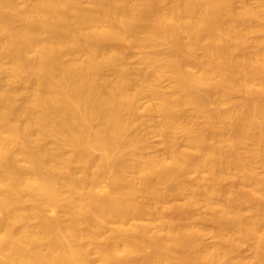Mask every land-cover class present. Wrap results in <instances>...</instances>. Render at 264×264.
Segmentation results:
<instances>
[{"label":"bare ground","instance_id":"1","mask_svg":"<svg viewBox=\"0 0 264 264\" xmlns=\"http://www.w3.org/2000/svg\"><path fill=\"white\" fill-rule=\"evenodd\" d=\"M89 1L99 10H82L77 0H28L32 12L27 14L11 7L12 0H0V61L8 58L10 75L27 84L23 91V84L19 90L0 81V167L3 169L0 173V264H91L90 252L98 255L97 264H192L191 260L195 264L200 259H207L204 262L211 264H264V197H261L264 176L260 178L250 168V157H255L253 151L258 152L254 161L260 160L258 163L264 165V100L254 101L255 97H249L248 101L254 102L245 100L244 106L231 97L234 88L251 96L253 91L260 95L264 92L262 77L251 73L256 65L250 67L251 58L256 59L257 69L264 72V52L258 55L264 45L258 47V52L254 49L257 55L254 58L250 52L251 57L243 56L241 48L238 50L242 56L234 55L235 59L229 56L249 36L257 39L264 26L255 27L249 21L244 30L235 29V23L230 22L237 15L232 8L233 0H168L169 6L164 11L146 0ZM3 6L10 9L3 11ZM237 16H243L242 21L246 23V19L264 18V0H258L255 6L242 7ZM103 19L108 20L105 26L99 24ZM16 21L21 22L17 28L13 26ZM73 24L79 30L75 31ZM181 30L187 32L185 39L179 38ZM111 38L159 49L142 56L140 62L146 69L129 79L118 67L121 56L106 53L97 43ZM259 39L264 42L261 36ZM260 42L254 43L260 45ZM61 47L72 53L80 52L82 57L65 62L60 56ZM195 55H198L197 60L194 58L196 62L208 65L201 67L199 61L193 62L191 58ZM104 64L115 67L114 78L102 75ZM162 68L173 78V97L152 81ZM144 85L151 95L145 109L161 113L157 120L155 116H151L152 120H136L141 107L140 87ZM197 87L214 89L218 93V106L226 107L212 112L193 107L202 106L208 100L207 95L205 98L198 94ZM178 105L183 109L192 106L191 115ZM203 113L205 120L192 128L195 122H190L192 118L187 121L188 116L198 118ZM149 121L154 122L156 133L165 143L159 156L144 155L150 146L145 139ZM203 126L212 129L207 132ZM215 127L223 130L212 132L217 130ZM49 136L53 139H47ZM179 136L182 143L178 141ZM208 137L210 140L217 137L229 151L223 147L222 153V145L217 140L218 149L209 139L211 147L207 146L204 141ZM250 140L251 147L257 146L258 150L252 147L249 155L252 152L253 156L244 157L237 147L246 143L249 149ZM10 143L17 144L16 152L8 149ZM242 147L238 148L244 151ZM94 150L102 153L95 157ZM195 156L199 157V163ZM20 158L27 162V168L18 164ZM71 166V170H66ZM226 170L236 174H227ZM106 172L111 179L103 193L97 192L94 189L97 180ZM191 174H196L194 183L199 180L196 182L199 184L201 180L204 184L201 182V187L191 181L192 187L186 184L189 182L186 177ZM226 175H232L231 181L239 177L237 183L243 184L242 190L249 188L247 192L233 190L234 182L229 185ZM183 177L188 180L184 181ZM222 179H228L225 180L228 186L225 184L227 188L219 191L216 184L220 186ZM184 184L190 186V194L184 202L185 208L182 207L183 213L188 214L187 208L190 210L197 197L204 194L206 198L217 199L219 204H216L218 208L214 207L212 220L228 230L229 236L240 233L244 242L255 234L256 251L250 262L241 257L237 260V254V258L233 257L241 241L237 247L235 244L228 247V243H234L231 241L234 237L227 238L224 229L218 227L220 235L225 232L222 237L226 239L217 236L224 242L222 245L215 243L218 246L212 244V248L210 243L203 247L199 235L204 229L195 228L192 232L188 230L189 233L185 222L173 221L167 215L168 209L170 212L176 209L156 204L179 194ZM143 192L152 195L153 204L139 201ZM256 193L261 195L257 197ZM253 198L261 200V203L258 201L261 206ZM240 199L242 203L254 201L255 208L256 203L259 205L252 216L230 215L229 206ZM25 201L29 204L25 205ZM43 206L52 210L67 207L71 226H61L58 218H44ZM145 214L154 218L151 225L148 223L151 220L136 221ZM31 218L40 219L36 230L14 228V223ZM112 221L118 226L111 231L112 235L102 236ZM186 254L190 258H186L187 263ZM181 255L186 256L182 259Z\"/></svg>","mask_w":264,"mask_h":264},{"label":"rangeland","instance_id":"2","mask_svg":"<svg viewBox=\"0 0 264 264\" xmlns=\"http://www.w3.org/2000/svg\"><path fill=\"white\" fill-rule=\"evenodd\" d=\"M131 1H133V2H136V1H138V0H131ZM147 1V3L148 2H150V4H152L153 6H155L156 7V9H158L159 11H164V10H166L167 9V7L169 6V4H168V0H146ZM77 3H78V6L82 9V10H92V11H98L99 10V7L98 6H96L95 4H93L91 1H89V0H77ZM257 3H258V0H233V2H232V8H233V10H234V12H235V14H237L238 15V12L240 11V9L242 8V7H244V6H255V5H257ZM168 5V6H167ZM11 7H14V8H16V9H18V10H20V11H22V12H24V13H27V14H30L31 12H32V6H31V4L28 2V0H12V4H11ZM235 8V9H234ZM3 11H6V10H9L10 9V7H8V6H3L2 8H1ZM239 10V11H238ZM234 14V15H235ZM236 15V16H237ZM235 16V17H236ZM234 16H233V18L235 19H233L232 17V20L230 21V22H233V23H235V25H233L234 26V28L235 29H237V30H244L243 28H245V26H246V28H247V24L249 23V21L250 22H252V24H253V26H255V25H260V26H264V18H261V19H256V20H253V19H246V21H247V23L246 22H243L242 20V18H243V16L240 18V16H237L236 18H235ZM235 21V22H234ZM245 21V20H244ZM241 22H243V23H241ZM107 23H108V20L107 19H103V20H101L100 22H99V24L101 25V26H105V25H107ZM251 24V23H250ZM21 25V22L20 21H16L15 23H14V27L15 28H17V27H19ZM244 26V27H243ZM249 26V25H248ZM252 26V27H253ZM73 28H74V30L75 31H77V30H79V28L76 26V24H73V26H72ZM240 27H242V28H240ZM256 27V26H255ZM261 28V27H260ZM53 30L54 31H58L56 28H53ZM261 30H262V28H261ZM182 31H184V32H182ZM185 30H181V33L179 32V38H180V36H182V38L183 39H185L184 37L186 36V34H187V32H186V34H185ZM139 36H141L142 34L141 33H139L138 34ZM167 36V35H166ZM260 36H261V38L262 39H264V30H262V31H260L259 32V36L257 37V39H253V35H251V36H249L248 37V39H247V41L249 40V43H247L246 44V40L244 41V42H242L241 44H239V45H241L239 48H237V49H235V51L234 50H231V53L229 52V56L232 58V59H235V56L236 57H238V55H239V57H240V54L241 53H244V55L243 54H241V56L243 55V56H246V55H249L250 53H252V57L254 58V56H256L257 57V55H256V53H254L255 52V50H256V52H258V50H259V46H261L262 47V45H264V42H262V44H261V42H260V39L258 40V38H260ZM1 38L4 40V37L3 36H1ZM181 38V39H182ZM251 39H252V42H253V40H254V42L256 43H259L260 42V45L259 44H256L255 45V43L253 42H251ZM261 39V40H262ZM257 40V41H256ZM251 42V43H250ZM98 43V45L103 49V50H105L106 51V53H108V54H110V53H116V54H118L119 56H121V60H120V62L118 63V67H120L121 69H123V71H124V73L126 74V76L129 78V79H133V78H135V76H136V73L138 72V71H141V70H145L146 68H145V64H143V63H141L140 62V58L142 57V56H144V55H150L151 53L153 54L155 51H157L158 49H159V47H144V46H141V45H137L134 41H132V40H128V39H117V38H111V39H104V40H100V41H98L97 42ZM260 47V49H262V48H264V47H262L261 48ZM241 48V53H240V50H238V49H240ZM255 49V50H254ZM198 50V49H197ZM198 52H201L202 53V50H198ZM198 52H197V54H198ZM248 52H250L249 54H248ZM262 52H264V50H259V52H258V55L259 54H261ZM201 53H199L198 55H200ZM247 53V54H246ZM196 54V53H195ZM198 55L196 56H194V57H192L191 58V60L193 61L194 60V58H196L195 60H197L198 59ZM235 55V56H234ZM249 55V56H250ZM254 55V56H253ZM60 56H61V59L63 60V61H65V62H68V61H73V60H79L81 57H82V54L79 52V53H72V52H70L68 49H66L65 47H61V49H60ZM234 56V57H233ZM250 56V57H251ZM255 57V58H256ZM190 60V61H191ZM193 61V62H196V61ZM251 60H253L252 61V63H251V69H252V66L254 67L255 65V67L253 68L254 70L256 69L257 71H259V69H257L258 67H257V63L256 62H254V60H256V59H252L251 58ZM199 61V60H198ZM197 61V62H198ZM196 62V63H197ZM200 62V61H199ZM198 62V63H199ZM201 64H198V65H200L201 67H203L204 65H206V64H203V66H202V62H200ZM9 65H10V63H9V60H8V58H3L1 61H0V81H1V83H3V85L4 86H6V85H15V87L17 88V89H19V90H21V88H22V86L23 85H25V86H23V91H24V88L26 87V85L27 84H24V83H20L19 82V80L17 79V78H15V77H13L12 75H10V69H9ZM197 65V64H196ZM197 65V66H198ZM208 65V64H207ZM206 65V66H207ZM195 66V65H194ZM189 67V66H188ZM188 67H186V69L188 70ZM192 67H193V63H192ZM196 67V66H195ZM194 67V68H195ZM205 67V66H204ZM207 68L208 67H206V69L205 70H207ZM192 69V68H191ZM200 69H202V68H200ZM197 70H199V68L197 69ZM254 70H251V73H252V75H256V77L258 78V76H260V77H262L261 79L262 80H264V74H262V73H264V72H258L257 73V71L255 72ZM193 71V70H192ZM101 72H102V75L104 76V77H106V78H114V76H115V74H116V70H115V67H112V66H110V65H108V64H104V65H102V67H101ZM253 72H254V74H253ZM262 74V75H261ZM254 75V76H255ZM170 74H169V72H168V70L166 69V68H162V70L158 73V74H156V76L155 77H153L154 79H152V81L157 85V87L160 89V90H162L164 93H166V94H168V95H171L172 94V92H173V78L170 76ZM23 84V85H22ZM207 84V83H206ZM205 84V85H206ZM17 85H18V87H17ZM21 85V86H20ZM205 85H203V86H205ZM199 86H201V84L199 85ZM198 86V87H199ZM207 86V85H206ZM197 87V88H198ZM206 87H204V89H202L201 87L200 88H198V89H196V90H199V93L198 94H203V96L206 98V95H207V97H208V100H206L205 101V104L204 105H202V106H193V107H198V109L199 108H201L202 110H209V109H211V112L212 111H216V109H219V108H221V110H223L222 108H224V107H226L225 105H224V107H222L221 105H219L218 106V101H217V98H218V93L214 90V89H210L209 90V88H208V90L207 89H205ZM201 89V90H200ZM237 89V90H236ZM205 90H206V93H205ZM140 91H141V94H140V97L138 98V103L140 104V108H139V111H138V115H139V117H138V115H136V120H146L147 118H149V120H152V117L151 116H155L154 118L157 120L158 118H160L161 117V113H159L158 111H147L145 108L149 105V103H150V100H151V95H150V91H149V89L146 87V85H144V86H141L140 87ZM208 91V92H207ZM215 91V92H214ZM198 92V91H197ZM203 92V93H202ZM238 92V93H237ZM254 92V93H253ZM252 93L254 94H252L253 96H251L249 93H244V92H241L240 93V89H239V91H238V88H234V90L232 91V95H231V97H232V100L234 99L235 100V102L236 101H238V103H239V101L240 102H242V104H244V106L250 101V102H254V101H258V100H264V98H262V97H264V95H262V93H264V92H262L261 93V95H260V93H256L255 94V92L256 91H253ZM205 93V94H204ZM208 93V94H207ZM210 93V94H209ZM214 93H216V95L214 94ZM244 93V94H243ZM214 94V95H213ZM172 95H174V94H172ZM171 95V97H173ZM249 95V96H248ZM260 95V96H259ZM175 96V95H174ZM248 98H247V97ZM262 96V97H261ZM203 97V98H204ZM243 97H244V99H243ZM249 97H251L252 99H254V97H255V100L253 101H251V100H249L248 101V99H249ZM260 97V98H259ZM204 98V99H205ZM246 98V99H245ZM257 98V99H256ZM211 99L213 100V103H212V101H211ZM216 99V100H215ZM245 100H246V102H245ZM217 101V102H216ZM211 102V103H210ZM214 102H216V103H214ZM206 103H207V105H206ZM208 104H209V107H208ZM216 105H217V107H216ZM179 106V109H183V106L181 105V107H180V105H178ZM185 106V105H184ZM188 106V105H187ZM185 106L184 107V109H186L188 112L186 113V111L183 109V111L187 114V115H189L190 113H189V111H190V108L192 107V106ZM221 106V107H220ZM193 107H192V109H193ZM211 107V108H210ZM179 109L177 108V110L179 111ZM207 110V111H208ZM210 111V110H209ZM218 111V110H217ZM220 111V110H219ZM190 112H192V111H190ZM205 113H206V111H205ZM185 114V115H186ZM207 114H208V112H207ZM191 115V114H190ZM206 114H204L203 113V117H201V116H199L198 118L195 116V118H194V116L193 117H191V116H188L189 117V119L187 118V121L188 120H190L191 118H192V120H190V122L192 121L193 123L195 122V124H196V126H195V124H192V128H197V127H199L198 126V122H200L201 124H202V121H204L205 120V116ZM258 118V117H257ZM148 120V119H147ZM194 120V121H193ZM258 120V119H257ZM138 121V122H139ZM153 121H155L154 119H153ZM152 121V124L150 123V121L148 122V128L150 129V131H152L153 129V132L156 134H154L153 132H150L149 131V129H147L146 130V135H145V139H146V141H147V145L149 146V144H150V146L149 147H146V149L144 150V155H147V156H150V155H152V156H154V155H156V156H159L160 155V153L163 151L162 150V148L164 149L165 148V143H164V141L162 140V137L161 136H159V134L158 133H156V130H155V126L153 125V122ZM21 122V121H20ZM137 122V121H136ZM189 122V123H190ZM191 122V123H192ZM191 123H190V125H191ZM201 124H199L200 126H201ZM150 126H151V128H152V130H151V128H150ZM209 126V125H208ZM208 126H206V130H208L207 132H209L212 128H209ZM211 127V126H210ZM262 127H264V126H262ZM146 128H147V126H146ZM208 128V129H207ZM216 129H217V127H215ZM210 129V130H209ZM221 130H223V129H221V128H218L217 130H213L212 132H221ZM155 135V136H154ZM147 136V137H146ZM210 137V136H209ZM207 138L204 142L206 143V145L207 146H209V147H211V142H214V145H215V149H218L219 147V143L218 144H215V141L216 142H220V144L223 142V141H221V140H219L218 141V139H217V137H216V139H214V138H211V140H210V138ZM211 137H213L212 135H211ZM179 138V143H182L181 142V140H182V138H181V140H180V136L178 137ZM47 139H49V140H52L53 139V137H51V136H49V137H47ZM158 139V140H157ZM208 139L210 140V143L211 144H209L208 143ZM213 139V140H212ZM48 140V141H49ZM162 140V141H161ZM160 141H161V143H160ZM247 140H245V142H246ZM249 141V140H248ZM149 143V144H148ZM224 143V142H223ZM247 143V142H246ZM245 143V144H246ZM251 143L253 144V141L251 142V140H250V142L248 143V146H249V149L247 148V147H245V146H247V145H243V144H241V145H239V146H241L242 147V145H243V147H245V150L243 151V149L242 150H240L238 147H237V151L239 150V151H241V152H243V153H241V155L243 154L244 155V157H250L251 155H252V152H251V155H249V152L251 151L250 149L253 147L254 148V150H258V148H257V146H252L251 147ZM51 144V143H50ZM49 144V145H50ZM254 144H256V143H254ZM205 145V144H204ZM213 145V144H212ZM218 145V146H217ZM222 145V144H221ZM221 145H220V147H221ZM224 145H225V143H224ZM224 145H222V147L220 148L221 150L220 151H222V148L224 147ZM218 148H217V147ZM7 147H8V149H10L11 151H13V152H16L17 151V148H18V146H17V144H14V143H10V144H8L7 145ZM242 147V148H243ZM255 147H256V149H255ZM213 148H214V146H213ZM226 148H228V147H224L223 148V150H226V151H229V149L227 150ZM162 150V151H161ZM159 151H161V152H159ZM252 151H253V149H252ZM225 151H222V153H224ZM231 152V151H230ZM102 153V151L101 150H94V156L96 157V156H98L99 154H101ZM228 153V152H227ZM226 153V155H229V153L227 154ZM240 153V152H239ZM258 153V152H257ZM257 153H255L254 151H253V155L255 156L254 158L253 157H250V168H251V170L253 171V173L254 172H257V173H255V174H257V175H259V177L260 178H262V176H264V165H261L260 163H258L260 160L259 159H257V161L258 162H256V160L254 161V159L255 158H257L256 156V154ZM159 154V155H158ZM198 154V153H197ZM242 155V156H243ZM252 155V156H253ZM196 157H198V156H195V159L197 160L196 162H198V160H200L199 159V157L198 158H196ZM251 159H253V161L254 162H256V163H258V164H255ZM252 161V162H251ZM195 162V161H194ZM199 163V162H198ZM18 164L22 167V168H27V162L25 161V160H23V159H19V161H18ZM224 165V164H223ZM73 168V166H71V167H69V168H66V170H71ZM225 169H227V168H225ZM228 170V169H227ZM226 170V172H227V174H228V172H229V174L231 173V172H233L232 174H233V176L236 174V172L235 171H227ZM3 171V169L0 167V173ZM251 171V172H252ZM202 173H204V172H202ZM235 173V174H234ZM205 174V173H204ZM193 175V176H192ZM194 175H196V174H191L190 176L189 175H187V177L186 176H184V177H186V178H188V179H186L185 180V178L183 177V180L184 181H191V182H193V181H195L196 179L194 178L195 176ZM26 176V175H25ZM189 176V177H188ZM236 176H238V175H236ZM235 176V177H236ZM226 177L229 179L230 177H232V175L231 176H229V175H226ZM239 177H236L235 178V181H234V179H232V181L230 180V181H228V183H229V185L232 183V182H234V186H233V190H235L236 189V191H238V188L239 189H241L240 191H238V192H247V189H249V188H246V191L245 190H242L243 188L245 189V187H243V184H242V186H241V184H238L239 183V179H238ZM110 179H111V177H110V173L108 172H106V173H104L103 175H101L99 178H98V180H97V184H96V186H95V190L97 191V192H100V193H103L104 191H105V189H106V186H107V184L109 183V181H110ZM195 179V180H194ZM227 179V180H228ZM238 179V180H237ZM181 180H182V178H181ZM180 180V181H181ZM183 180H182V183L181 184H183ZM193 180V181H192ZM226 180V179H225ZM225 180L224 179H222L220 182H222V184L219 186L218 184H216L217 186H218V188L220 189L219 191H221L222 189H226V188H224V185L225 184H227V186H228V183H226L227 182V180H226V182H225ZM198 181L199 180H197L196 182L198 183ZM186 183V184H191V182L190 183ZM195 182V183H196ZM202 181L200 180V182H199V184H197L196 183V185L198 186V187H201V185L200 184H204V182L205 181H203L202 183H201ZM206 182H207V179H206ZM217 182H218V180H217ZM217 182H215V183H217ZM236 182V183H235ZM238 182V183H237ZM194 182H193V184H195ZM210 183H212V185H215V184H213L214 183V181H210ZM186 184H184V186L182 185V190H181V192L179 193V194H172L171 196H169L166 200H162L161 201V203H160V201H158V202H156V204L159 206V207H161L162 205H163V207H165V208H171V209H178L177 211H179L180 209H182V207H183V205H184V202L189 198V191H188V187H192V184L189 186H187ZM205 184H208V182L207 183H205ZM165 184H162L161 186H164ZM196 185H193V187L194 186H196ZM247 185V184H246ZM245 185V186H246ZM216 186V187H217ZM241 186V187H240ZM248 186V185H247ZM250 186V185H249ZM184 187V188H183ZM198 187H195L196 188V190H198L197 188ZM223 187V188H222ZM194 188V189H195ZM217 188V189H218ZM251 188V187H250ZM190 189V188H189ZM200 190V189H199ZM224 190H222V191H224ZM249 191V190H248ZM251 191V190H250ZM262 192H264V191H262ZM189 193V194H188ZM203 194V193H202ZM202 194H200V195H202ZM255 194V193H254ZM253 194V195H254ZM256 195H257V193H256ZM256 195H254V197L256 196ZM259 196L261 195V194H258ZM258 195H257V197H258ZM152 195H150V193H148V192H143L142 193V195H140L139 197H138V199H139V201L141 202V200H142V202L143 203H151V204H153L154 203V200L152 201V197H151ZM150 197H151V199H150ZM256 197V198H257ZM261 197H264V194H262V196ZM260 197V199H262ZM187 198V199H186ZM196 199V198H195ZM259 199V198H258ZM153 202H151V201ZM241 200H243V199H240V200H238V201H236L235 203H236V205H235V203L234 204H232V205H230L229 206V212L231 211L232 213H230V215L231 216H236L237 214H242L241 216L243 217V216H246V217H244V218H248V216L250 217V216H252L253 215V213H255L254 211H255V209L260 205L261 206V204H259V202L258 201H260V203H261V200H258L257 201V199H254L253 198V200L256 202L257 201V203L259 204V205H257V203H256V208H255V204H253L254 203V201H253V203L252 202H249V201H243V203L242 202H240ZM164 201V202H163ZM252 201V200H251ZM159 203V204H158ZM218 203V201H217V199L216 198H206L205 197V195L203 194L202 196H199V197H197V200H195L194 202H193V204L189 207L190 208V210L187 208V210L186 209H184V210H186L187 212H188V214L187 213H183V209L182 210H180V212L178 213L176 210H171L172 212H170V209H168L169 211L167 212V215L168 216H172L171 218L173 219V221H175L176 219H178V220H180L182 223H184L185 222V228H187V229H185L186 231H190L191 230V232L192 231H194L195 230V228L197 229V230H200V229H204L203 230V232L201 231H199L200 233V237H202V239H201V243L203 242L204 243V245H203V247L204 246H208V245H210V243H211V245L210 246H213L215 243L216 244H220L221 243V241L219 240V238L217 237L218 235H220L221 234V232H219L218 233V231H219V228H221V229H224V228H222L221 227V225L219 224L218 225V223H216L215 222V220L213 221L212 219H215V210L216 209H214V207H216V204ZM247 203V204H246ZM251 203V204H250ZM262 203H264V199H262ZM25 205H28L29 204V202H27V201H25V203H24ZM219 204V203H218ZM253 204V205H252ZM219 206V205H218ZM235 206V207H234ZM240 206V208H237V207H239ZM262 206H264V204H262ZM183 208H185V207H183ZM216 208H218V207H216ZM236 208V209H235ZM243 208V209H242ZM251 208H253V210L251 209ZM214 209V210H213ZM238 209H239V211L240 212H242V210H243V212L242 213H240L239 211H238ZM242 209V210H241ZM170 212V213H169ZM175 212H176V215H175ZM239 212V213H238ZM173 215H172V214ZM181 213H183L182 215H181ZM245 213V214H244ZM169 214H171V215H169ZM213 214V215H212ZM227 214H229V213H227ZM233 214V215H232ZM152 215H153V213H152ZM151 215V216H152ZM230 215H227V216H230ZM0 216H2L1 215V212H0ZM151 216L149 217V215L148 214H145L144 216H142V218H139L138 220H136V221H138V222H140V223H147L148 221H150L151 220V222H148V223H150V225L153 223V219L154 218H151ZM176 218H175V217ZM177 216H179V217H177ZM230 216V217H231ZM43 217L44 218H58L59 220H60V224H61V226H64V227H70L71 226V220H70V216H69V209L67 208V207H62V208H59V209H57V210H52L49 206H43ZM153 217H156V215L154 214L153 215ZM183 218V219H182ZM177 221V220H176ZM39 222H40V219L39 218H31V219H28V220H26V221H20V222H16V223H14V228L15 229H24V230H27V231H34V230H36V228L38 227V225H39ZM214 222L217 224H214ZM187 225V226H186ZM118 226V223L117 222H110V223H108V225H107V227L106 228H104V230H103V232H102V236H104V237H108V236H110V235H112V233H111V231H113V230H115L116 229V227ZM124 226H127V224L126 225H124ZM81 227L83 228V227H85V224H81ZM219 227V228H218ZM198 228H200V229H198ZM220 229V230H221ZM225 230V229H224ZM224 230H223V232H224ZM183 231H184V229H183ZM185 231V232H186ZM188 231V232H189ZM204 231H205V233H204ZM222 231V230H221ZM227 231V232H226ZM196 232H198V231H196ZM225 232H226V234L228 233V235H226V236H229V232H228V230H225ZM224 232V233H225ZM187 233V232H186ZM190 233V232H189ZM202 233H203V236H201L202 235ZM222 234V235H220L221 237H220V239H222V238H224V237H222L223 235H225V234ZM234 235V236H233ZM255 234H251V237L250 238H247L244 242H242V235L240 234V233H233L232 235H231V233H230V236L231 237H234V239L233 238H231V239H233V240H231L232 242H234L233 244L231 243V244H227V242L228 241H230V240H228L227 239V242H225L226 244H227V246L229 245V246H231V245H234L235 244V246L237 247V245H239V243H240V241H241V243H240V245L238 246V248H237V250H234V251H236V252H234L235 254H233V252H232V254H233V257L234 258H237V255H238V258H237V260H239V258L241 257V258H243L245 261L247 260V262L249 261H251V259L250 258H253V256H254V254H255V239H256V236H254ZM258 235V234H257ZM230 236L229 237H227V238H230ZM200 237H199V239H200ZM198 239V240H199ZM225 239H226V237H225ZM203 240V241H202ZM218 241H220L219 243H218ZM230 241V242H231ZM200 242V241H199ZM207 243V244H206ZM224 242L222 241V243H221V245L223 244ZM238 243V244H237ZM213 244V245H212ZM201 245V244H200ZM217 245V246H218ZM225 245V244H224ZM215 246V245H214ZM214 246L212 247V248H214ZM217 246H215V247H217ZM228 246V247H229ZM234 246V247H235ZM149 247V246H148ZM202 247V246H201ZM235 247V248H236ZM146 247H144V249H145ZM206 248V247H205ZM210 248V247H209ZM212 248H210V249H212ZM234 248V249H235ZM146 250H148V248H146ZM239 251V252H238ZM184 253H186V252H184ZM190 252L188 251L187 252V254L189 255V257L191 258L192 256H190L191 254H189ZM186 254V255H187ZM237 254V255H236ZM186 255H181V258L182 259H184L183 258V256L185 257ZM188 255L185 257V259H184V261L187 263V261L189 262V257H188ZM235 255H236V257H235ZM90 260H91V264H97L98 263V255L96 254V253H94V252H90ZM186 258H189L188 260L186 259ZM240 258V259H241ZM181 259V260H182ZM193 259V258H192ZM194 260V259H193ZM202 260H204V261H207V259H202ZM236 260V261H237ZM183 261V260H182ZM195 261V260H194ZM204 261H201V259L200 260H198V261H195V264H198V262H199V264L201 263H203V264H211V262H204ZM234 261H235V259H234ZM197 262V263H196ZM189 263H192L193 264V262H192V260H191V262H189ZM188 264V263H187ZM213 264V263H212Z\"/></svg>","mask_w":264,"mask_h":264}]
</instances>
